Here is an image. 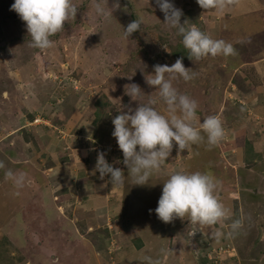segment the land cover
<instances>
[{"label": "rangeland", "instance_id": "rangeland-1", "mask_svg": "<svg viewBox=\"0 0 264 264\" xmlns=\"http://www.w3.org/2000/svg\"><path fill=\"white\" fill-rule=\"evenodd\" d=\"M13 2L0 0V264H148L146 256L153 264H264V139L256 135L261 127L239 126L225 118L224 109L230 100L244 102L233 97L245 89L246 77L253 82L254 61L232 73L223 55L190 58L155 0H72L76 16L50 37L52 47L40 50L30 46L26 22L10 9ZM98 2L109 11L107 18L96 13ZM172 2L182 10L185 27L218 39L215 9L205 10L197 0ZM135 19L143 21L141 27L126 36L124 28ZM248 52L241 50L243 60L251 57ZM177 58L194 77H165L195 99L197 120L218 116L225 137L211 147L205 140L179 152L174 143L149 183L133 184L112 118L155 97L158 89L145 76ZM131 83L142 89L137 101L124 92ZM86 142L125 175L117 190L99 186L108 209L101 201V208H88L95 195L69 184L74 170H54L74 168ZM179 169L219 180L216 195L230 219L243 218L238 233L228 234L230 219L215 226L224 233L217 239L206 227L190 235L195 226L187 217L167 223L157 217L163 181ZM9 170L25 174L23 187L14 185Z\"/></svg>", "mask_w": 264, "mask_h": 264}, {"label": "clouds", "instance_id": "clouds-1", "mask_svg": "<svg viewBox=\"0 0 264 264\" xmlns=\"http://www.w3.org/2000/svg\"><path fill=\"white\" fill-rule=\"evenodd\" d=\"M197 3L205 10H224L231 6L233 0H197ZM155 4L164 13V21L181 35L182 44L188 49L190 58L199 60L202 57L235 54L231 43L213 38L196 26L185 27V23L180 20L182 10L175 7L172 0H155ZM10 9L26 22L27 33L31 37L30 46L40 50L53 46L50 37L60 32L64 28V22L75 17L78 11L72 0H14ZM95 11L104 18L110 15L99 2L95 5ZM142 23L140 19L128 23L124 28L125 35L130 36ZM140 70L143 71V68L140 67ZM165 73L178 74L185 81L191 80L195 75L184 66L182 58H177L170 66L155 65L153 72L145 76V79L148 85L158 89L157 95L147 103H138L134 110L127 106V111H120L112 118V135L122 151L123 163L128 168L133 184H148L153 174L161 170L174 143L179 152L189 150L192 145L205 140L211 147L225 137L220 118L209 115L197 120L200 115L196 111L199 107L195 99L180 93L171 79L165 77ZM141 90L136 83L124 88L125 94L135 101L141 95ZM160 103L166 106L164 111L155 107ZM2 166L0 162V167ZM97 171L101 179L110 174L112 184L124 182L122 169L109 163L103 153L97 156L93 174ZM6 175L15 186L23 187L26 180L23 172L16 174L9 170ZM219 183L218 179L207 172H189L183 169L170 171L163 181L162 192L154 211L166 223L177 217H187L188 222L195 226L190 235L200 227H206L211 236L219 239L224 233L216 230L215 226L229 220L232 215L217 198ZM242 227V217L230 219L228 234H236ZM144 259L148 264H153L151 257L146 256Z\"/></svg>", "mask_w": 264, "mask_h": 264}, {"label": "crops", "instance_id": "crops-1", "mask_svg": "<svg viewBox=\"0 0 264 264\" xmlns=\"http://www.w3.org/2000/svg\"><path fill=\"white\" fill-rule=\"evenodd\" d=\"M213 15L212 24L217 26L214 35L218 39H223L235 46L234 55L222 56V58L230 59L231 72L234 73L237 70L234 67L243 68L248 67L253 61L255 63L251 74L253 82L246 77L247 80L243 84L245 89H242V91H239L240 94L237 93L233 97L236 100L238 98L244 100V102L242 101L241 105H238L236 101H228L224 107L226 111L225 118H233L239 126H260L261 131H258L256 135L258 140L261 141L259 137L264 139V77H261L264 76V0H233L231 6L226 7L224 10L215 9ZM241 50H244V52L249 51L248 55L251 57L243 60L244 54L241 53ZM248 130L251 132L250 128ZM90 135L93 136L92 133ZM93 141L96 140L93 139ZM88 144L86 142L80 147L81 158L77 159L78 162L74 168L68 165V168L61 166L63 171H60L59 167L54 168V170H57V173L74 170L71 172L73 174H70L73 180L69 184L73 182L72 185L82 194L93 192L92 194L95 195L94 202L91 206L88 205V208H101L98 205L101 201V206L108 209L109 204L103 198V191L102 193L99 192V190H102L99 186H102L105 191L110 187L109 191H112L113 188L117 190L119 184L113 185L110 179H101L99 174L96 175V172L93 174L95 168L93 163L96 161L98 153L94 152L91 148L92 145L88 146ZM252 147L255 153L261 152L258 150L256 143L252 144ZM87 164L93 165V167L87 169Z\"/></svg>", "mask_w": 264, "mask_h": 264}]
</instances>
